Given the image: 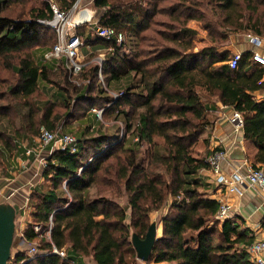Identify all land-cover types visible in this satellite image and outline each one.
<instances>
[{
	"label": "trees",
	"instance_id": "1",
	"mask_svg": "<svg viewBox=\"0 0 264 264\" xmlns=\"http://www.w3.org/2000/svg\"><path fill=\"white\" fill-rule=\"evenodd\" d=\"M155 1L150 9L92 1L104 11L93 27L114 29L124 38L121 46L99 38L84 41L106 53L100 66H83L77 77L88 82L77 87L64 58L45 57L57 38L50 48L40 44L50 29L38 21L53 18L48 0L32 3L28 19L4 16L12 0H0V56L12 72L10 81L0 79V171L41 127L54 133L60 122L68 127L89 114L100 125L94 108L115 122L108 134L94 122L85 127L76 135L74 154L50 153L44 186L28 197L29 221L17 239L21 247L8 264H86V258L92 264H137L132 235L144 239L154 222L151 215L160 211L159 236L145 264H254L246 232L229 219H217L218 201L203 192L200 176L209 170L206 157L196 156L194 149L218 104L242 115L244 139L256 148L253 163L264 167V101L252 96L263 87L264 69L253 65L248 53L241 55L237 70H230L233 55L218 52L231 35H264V0H179L166 11L158 9L161 0ZM54 2L59 12H69L77 0ZM163 13L169 20L161 23L165 31H154V18ZM193 23L211 46L197 50ZM148 37L151 49L143 51L140 45ZM32 46L40 58L28 50ZM23 49L28 51L12 64L10 54ZM52 71L63 73L66 86L56 90L57 103L48 102L41 111L34 98L40 83L54 85ZM122 82V96L115 100L109 87ZM58 102L63 113H54ZM99 188L92 198L90 190ZM110 189L115 198L100 194ZM36 242V254L22 249Z\"/></svg>",
	"mask_w": 264,
	"mask_h": 264
},
{
	"label": "crops",
	"instance_id": "2",
	"mask_svg": "<svg viewBox=\"0 0 264 264\" xmlns=\"http://www.w3.org/2000/svg\"><path fill=\"white\" fill-rule=\"evenodd\" d=\"M52 1L54 2V0ZM89 1L92 3L93 0ZM190 26L191 28L194 27V25ZM77 29L74 30L77 31ZM197 31L202 33L197 50L211 46L210 42L205 38V32L201 28ZM257 37L263 40V45L257 51L264 55V35ZM251 51L252 46L245 34L229 36L228 41L218 49L220 53L229 52L231 55L236 53L241 55L250 54ZM253 71L254 69L249 70L251 73ZM261 82L264 83V75ZM252 96L256 102L264 101V84L262 89L254 92ZM216 107L217 110L213 112L211 119V126L203 133L194 149L195 155L208 157L215 150L225 152L227 158L222 166L223 174L225 175H230L236 169H240L242 174H244L250 167L259 168L253 163L256 148L252 143L244 139L242 128L235 131L233 124L230 122L233 113L237 112L218 104H216ZM28 143L27 148L24 145L20 153L5 160L6 173L2 176L0 175V195L12 197V202H9L18 209L21 217L29 215L30 210H27L25 206L28 203L30 191L35 187H41L43 184V170L40 158L44 157L43 154L49 150L41 147L35 138ZM28 148L31 149L30 155H26V152L29 151ZM49 156L50 154L48 153L46 158ZM242 157H244L243 160ZM22 164H24V167ZM260 169L264 170V167ZM200 176L205 186L203 192L209 198L216 201L221 200L229 206L227 219L235 222L239 226L241 233L246 232L252 243H264V191L257 187H250L245 183L239 186L240 193H229L226 188L216 184L214 177L208 170L203 171ZM218 243L215 240V244Z\"/></svg>",
	"mask_w": 264,
	"mask_h": 264
},
{
	"label": "rangeland",
	"instance_id": "3",
	"mask_svg": "<svg viewBox=\"0 0 264 264\" xmlns=\"http://www.w3.org/2000/svg\"><path fill=\"white\" fill-rule=\"evenodd\" d=\"M39 1L40 0H31V1L27 0L25 2L23 1V2H18L17 3V2H15V0H12L11 5L6 7V9L4 10L3 15L7 16V17H10V18H13V19H28L30 17L29 9H30L32 3L36 4ZM111 1H117V2H121V3H125V4H129V5L135 6V7H138V5H141L143 8H147V9H150L152 4H154L156 2L155 0H111ZM178 1L179 0H161L159 2L158 9L163 8L162 10L166 11L167 8H169L171 5H174V4L178 3ZM76 3L77 4H76L75 10L71 11V13H70L69 22H70V24H77V22L81 20L80 18H81V15L83 14L82 12L83 11L88 12V14L90 15L89 22L85 23V24H81L80 26H78L77 31L83 37L84 41H94L95 37L93 36V30H94L93 26L95 25V23H97L98 19L102 16L104 11L103 10H96L93 7L92 3H90L89 0H77ZM53 4L57 8V5L55 4V2ZM154 21L156 22V25H153L152 28L155 29L154 31H160V30H164V28L161 26V23H163V25H164L165 23H168L169 20H168V17L166 16V14L163 13V14H159V15L157 14L156 17L154 18ZM191 25L192 26L194 25V27H192V28L197 32V35H198V37L196 36L194 38V42H195V45H196V48H197V46H199L198 43H199V39H200L202 33H201V31H200V33H199V31H197V30H200V26L197 23H193ZM47 29H50V30L45 32V36H43L42 39H41V43L40 44H41L42 48H50L54 44L55 39L57 38V34H55V31H54L53 28L50 27V28H47ZM72 31H73V29L71 28V30L69 32H72ZM53 33L55 34L56 37L54 36ZM147 34L151 35V33H149V32ZM150 41H151V37L146 38V42H142V44L140 45V49H142L143 51L150 50L151 49ZM35 48H37V47L32 46V48H30L28 50L34 49L33 50L34 51V56L38 59V58H40L41 54H40V51L39 50H35ZM28 50L23 49V50L18 51L16 53L10 54L11 63L14 64V65L18 64V60L20 58H22V56L24 54H26V52ZM49 53L46 54V56L49 55ZM105 53H106L105 49H101L100 47H97V46H88V45L85 46V44H84V46L79 49V54H78L79 55V61L81 62V64L83 66H86L87 64H90V66L91 65H99L100 66L102 64L103 59H104ZM89 55L90 56L92 55V57L89 58L90 57ZM83 61H84V63H83ZM0 79H7V81H10L12 79V72H11V70L6 69L4 67V59H3L2 56H0ZM50 79L54 82V85L52 86V85H48V84H45V83H40L39 84L38 94L34 98L36 100V104H37L38 109H40L41 111L44 110V108L46 107V104L48 102L53 101V102L57 103L56 101H57V96L58 95L56 93V90L58 88H60L61 86H63V87L66 86V84L64 82V75H63V73H61L59 71H52L50 73ZM69 79H70L72 85H76L77 87H81L83 85H86L87 82H88L87 80L80 79L79 76L77 77V75L76 76H72V75L69 74ZM123 85H124V82H122L121 84L116 85V86H110L109 90H110L111 96L115 95V94H118V91H120L122 89L121 86H123ZM72 97L74 99V96H72ZM58 100L60 102V99H58ZM59 102H58V104L56 105V107L54 109V113H63V109L61 107V104H59ZM93 110L96 111V112H100L101 111V110H98L96 108H94ZM40 115H41V112H40ZM98 118H99L98 120L101 121L100 125L98 124V122H96L94 120V116L92 114H89L88 120H84V121H82L80 123L71 122L72 124H70L68 127L65 126L66 124L64 125V122H60V125L57 127L55 132H59V133L66 134V135H71V136L76 138L77 137L76 135H78V133L80 131H82L85 127H87L92 122H94L92 124L93 127H95L96 129L101 128V132H103V133H107L108 134V133H110V132H112L114 130L112 128V125L115 124L114 121H106V120H104L102 118V113H101V115H98ZM41 128H43V127H41ZM122 134H123V128L121 127L120 135H122ZM35 139L37 140V138H35ZM28 142H30V141L23 140L21 142V148H23L24 145H26V148H27L28 145H29ZM156 142L162 144V140H160V139H157ZM45 148H48L49 150L46 151L43 154L44 157L40 158L41 162L43 160L46 161L45 160L46 156L48 155V153L49 154L51 153V148H49V147H45ZM28 150L31 152L30 148H28ZM42 167L43 166L41 165V168ZM44 169H45V167H44ZM44 169L42 168L43 171H44ZM5 173H6V170L3 168L0 171V175L2 176ZM42 186H44V184H42L41 187ZM99 190H101V189L99 188L97 190L96 189H91L90 190V195L92 196V198L97 196V191H99ZM114 191H115L114 189L113 190L110 189V190H108L106 192H103V193H100V194H102V195H104V196H106L108 198H112V197L115 198L116 197V193ZM11 199H12L11 196L7 197V195H4V196L0 195V202H4V201H8L9 202V201H11ZM170 199H171L170 197L169 198L167 197L166 207L170 203ZM115 201L117 203H120L121 205H124V200L123 199H121V200H117L116 199ZM25 208L27 210L31 211V208H29V204L28 203L25 206ZM30 211H29V213H30ZM161 214H164V212L162 213L160 211L158 213H154V214L151 215V221L153 220L154 222H156L158 233L160 231L159 219H160ZM26 215H27V213H26ZM24 216L21 217V215H18L17 218H16V233H15V238H16L15 239L16 240L15 243H16V245L12 249V255H14L16 253V251L18 250V248L21 247V245L17 246L18 245L17 239L21 238L20 236H21V234H22V232H23V230L25 228V225L29 221V215L26 216V217H24ZM39 246H40V244L38 242H36V244H33V245L23 246L22 249H24L25 251H27L30 254L31 248H34L35 249V253L34 254H36V252H38V247ZM36 249H37V251H36ZM85 263L86 264H92L91 260L89 258L85 259ZM137 264H145V263L140 262L138 260ZM151 264H154V263H151Z\"/></svg>",
	"mask_w": 264,
	"mask_h": 264
},
{
	"label": "built area",
	"instance_id": "4",
	"mask_svg": "<svg viewBox=\"0 0 264 264\" xmlns=\"http://www.w3.org/2000/svg\"><path fill=\"white\" fill-rule=\"evenodd\" d=\"M50 7L53 11V18L48 21H38V24L46 27L53 28L55 33L57 34V43L46 56V58H64L65 67L68 73L72 76H76L81 72L83 65L79 61V49L84 46L83 37L79 34L77 29L81 24L88 23L90 20V15L88 12L83 11L81 15V20L77 22V24H70V13L74 11L76 8V4L69 12H59L58 9L54 6V2L52 0H48ZM73 29L72 32H69ZM93 36L95 38H99L105 40L107 42H114L115 46H121L123 42V35L119 32H116L111 28H100L95 27L93 30ZM248 42L252 46V51L250 53V61L253 65L261 67L264 69V55L257 51L262 45L263 40L254 35H247ZM241 61V54H234L233 57L227 62V65L230 70H237L239 67V63ZM100 80L101 79V76ZM122 94H115L112 97L116 100L121 97ZM93 113L101 115L102 110L100 112H96L92 109ZM99 119V118H98ZM230 122L233 124L235 131L241 129L243 127V119L240 114L233 113ZM38 143L43 147H50L52 151H60V152H68L70 154H74L77 151V141L76 138L71 135L62 134L59 132L51 133L44 128L39 130V135L37 137ZM31 152L27 151L26 155H30ZM226 153L223 151L215 150L206 158V163L209 167L210 174L214 177L216 184L223 186L227 189L229 193H240L239 186L243 184H247L250 187H257L264 191V170L257 167H250L246 170L244 174L240 171V169H236L230 175L223 174L222 166L226 161ZM47 160V158L45 159ZM42 168L46 166V161H42ZM24 167V164H22ZM219 208L217 211V219L224 220L227 219V215L229 212V206L224 204L221 200L218 201ZM39 231L38 228L35 229ZM251 261L254 264H264V243L257 242L252 243L246 248ZM35 249L31 248L30 254L34 255ZM59 255L62 258L66 257L64 251L60 252Z\"/></svg>",
	"mask_w": 264,
	"mask_h": 264
},
{
	"label": "water",
	"instance_id": "5",
	"mask_svg": "<svg viewBox=\"0 0 264 264\" xmlns=\"http://www.w3.org/2000/svg\"><path fill=\"white\" fill-rule=\"evenodd\" d=\"M244 157H242V160ZM17 212L8 201L0 202V264H8L12 256V247L16 233ZM159 233L156 223H151L144 239L132 235L131 244L140 262L147 263Z\"/></svg>",
	"mask_w": 264,
	"mask_h": 264
}]
</instances>
